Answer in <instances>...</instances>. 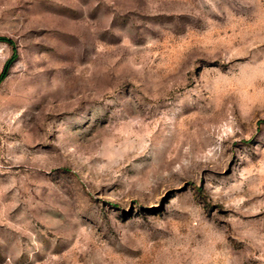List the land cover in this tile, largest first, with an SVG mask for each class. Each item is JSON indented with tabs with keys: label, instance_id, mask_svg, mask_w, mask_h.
<instances>
[{
	"label": "rangeland",
	"instance_id": "374dc122",
	"mask_svg": "<svg viewBox=\"0 0 264 264\" xmlns=\"http://www.w3.org/2000/svg\"><path fill=\"white\" fill-rule=\"evenodd\" d=\"M0 264H264V0H0Z\"/></svg>",
	"mask_w": 264,
	"mask_h": 264
},
{
	"label": "trees",
	"instance_id": "16d2710c",
	"mask_svg": "<svg viewBox=\"0 0 264 264\" xmlns=\"http://www.w3.org/2000/svg\"><path fill=\"white\" fill-rule=\"evenodd\" d=\"M0 40H5V41H7V39H5V38H0ZM3 77H4V73L0 74V80H1Z\"/></svg>",
	"mask_w": 264,
	"mask_h": 264
}]
</instances>
